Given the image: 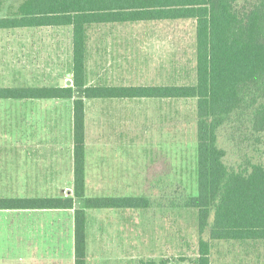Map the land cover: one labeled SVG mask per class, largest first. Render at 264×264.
I'll return each instance as SVG.
<instances>
[{"label":"rangeland","instance_id":"374dc122","mask_svg":"<svg viewBox=\"0 0 264 264\" xmlns=\"http://www.w3.org/2000/svg\"><path fill=\"white\" fill-rule=\"evenodd\" d=\"M21 2L0 0V19L16 17ZM70 60L69 27L0 30L1 85H13L19 75L21 86L55 87L69 80ZM86 64L87 83L93 86L194 85L195 21L92 26L87 31ZM27 107L28 126L58 128L60 166L66 177L72 162V101H27ZM196 120L195 99L86 101V196L161 202L155 206L160 208L120 211L121 222L107 228L117 236V245L92 246L99 232L90 226L88 256L120 258L115 264H195L202 239L210 244V264H264V241L209 240V230L198 232L196 209L170 207L180 196L197 195ZM219 140L228 166L237 169L246 156L259 160L252 145L237 144L232 130H221ZM67 222V217L60 219V225ZM208 222L212 224L213 213ZM62 237L67 241L60 226V242ZM67 250L65 243V255Z\"/></svg>","mask_w":264,"mask_h":264},{"label":"trees","instance_id":"16d2710c","mask_svg":"<svg viewBox=\"0 0 264 264\" xmlns=\"http://www.w3.org/2000/svg\"><path fill=\"white\" fill-rule=\"evenodd\" d=\"M179 19L196 24L194 85H88L90 27ZM47 27L71 28V86L0 88V99L72 101V192L53 200L0 199V209L74 210V260L86 264L85 210L146 209L161 202L86 196L85 102L195 99L197 195L180 196L170 207L196 209L198 232L209 230V240L264 241V0H22L16 17L0 19V30ZM223 129L236 133L237 144L252 145L259 160L246 156L237 169L228 166L219 143ZM209 255V242L199 240L195 264H210Z\"/></svg>","mask_w":264,"mask_h":264},{"label":"crops","instance_id":"0c3cea01","mask_svg":"<svg viewBox=\"0 0 264 264\" xmlns=\"http://www.w3.org/2000/svg\"><path fill=\"white\" fill-rule=\"evenodd\" d=\"M67 78L72 84L69 75ZM20 79L18 75L17 78L12 79L13 85L0 84V88H26L27 86H21ZM58 86H60V83L55 87ZM50 100L58 101V99ZM50 100L0 99V199L20 202L28 199L53 200L71 195L73 183V136L70 141L72 162L68 163V174L63 177L64 168L60 166L59 157L60 133L58 128L28 126L27 101ZM36 106L41 107L40 104ZM86 142L85 132V154ZM88 165L89 162H86L85 156V189ZM60 179L65 180V182L60 183ZM60 190L63 191L62 194H60ZM155 208L160 207H151V209ZM88 210H102V213L89 214L92 212H88ZM88 210H85L86 264L120 263V258L118 257L102 256V254L98 255L99 253L95 257L92 255L88 256L89 227L99 228H96V233L99 232L98 236L92 238V246L102 248V245H117L118 242H113V239L117 236L113 235L110 229L107 228L117 226L121 222L120 211L131 212L139 209ZM98 216L102 218L96 220L95 218ZM66 217L68 222L60 225V219H65ZM60 226L62 234L64 233L67 236V241L62 237L60 242ZM65 243H67L68 247L66 255L63 251ZM64 256L68 259L67 263ZM0 264H75L74 210L0 209Z\"/></svg>","mask_w":264,"mask_h":264},{"label":"water","instance_id":"95a60500","mask_svg":"<svg viewBox=\"0 0 264 264\" xmlns=\"http://www.w3.org/2000/svg\"><path fill=\"white\" fill-rule=\"evenodd\" d=\"M63 85H64V81L61 80V81H60V86H63ZM66 85H67V86H70V85H71V82H70V81H67V82H66Z\"/></svg>","mask_w":264,"mask_h":264}]
</instances>
